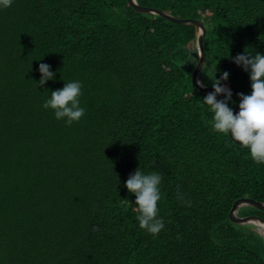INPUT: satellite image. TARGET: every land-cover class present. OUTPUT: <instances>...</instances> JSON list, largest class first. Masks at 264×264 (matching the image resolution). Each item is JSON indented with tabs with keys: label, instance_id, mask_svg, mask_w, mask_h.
Returning <instances> with one entry per match:
<instances>
[{
	"label": "trees",
	"instance_id": "16d2710c",
	"mask_svg": "<svg viewBox=\"0 0 264 264\" xmlns=\"http://www.w3.org/2000/svg\"><path fill=\"white\" fill-rule=\"evenodd\" d=\"M136 1L200 19L203 83L227 71L251 94L232 58L264 54V0ZM195 39L193 24L127 0L0 9V264H264L263 237L229 219L239 197L264 202V163L213 130L208 92L191 80ZM40 63L54 73L43 86ZM71 81L85 115L69 126L42 105ZM136 169L162 176L156 236L125 186ZM238 214L264 218L251 206Z\"/></svg>",
	"mask_w": 264,
	"mask_h": 264
},
{
	"label": "clouds",
	"instance_id": "9594fccd",
	"mask_svg": "<svg viewBox=\"0 0 264 264\" xmlns=\"http://www.w3.org/2000/svg\"><path fill=\"white\" fill-rule=\"evenodd\" d=\"M13 0H0V9L11 7ZM233 63L249 73L251 94L237 93L240 98L239 111L229 107L232 102V91L221 81H227L229 73L222 72L219 79L212 82L213 91L203 97V102L212 112V128L214 131L226 135L248 149L251 159L257 163H264V54L256 52L254 55L240 53L232 58ZM50 65L40 63L41 73L37 82L43 86L46 81L54 78ZM201 87L204 85L201 82ZM82 83L80 81L66 82L61 89L51 92L50 98L42 105L45 109H52L56 119H65L67 125L78 122L85 115V109L80 106ZM222 96V99H218ZM162 176L159 173L145 174L136 169L125 181L130 193L135 195L137 220L140 228L153 236L158 235L165 227L163 218L159 216L158 202L161 199L160 184ZM178 199L190 206V201H184L183 195ZM94 231L99 229L94 226Z\"/></svg>",
	"mask_w": 264,
	"mask_h": 264
},
{
	"label": "water",
	"instance_id": "95a60500",
	"mask_svg": "<svg viewBox=\"0 0 264 264\" xmlns=\"http://www.w3.org/2000/svg\"><path fill=\"white\" fill-rule=\"evenodd\" d=\"M127 2L130 6H132L138 12L162 15L165 18H167L171 21L177 22V23H191V24H193L194 30H195V35H196L195 47L197 49V60H196V63L194 65V68L192 70L191 80H192V83L197 88H199L201 91H203V92L213 91L212 84L208 85V84L203 83V81L199 77V74H200V72L204 66L205 59H206L205 50L203 48V38L205 35L206 28H205L203 22L200 19H195L192 17L176 16V15H173V14H171L165 10H162L160 8L141 5L136 0H127ZM198 81L201 82L204 86L201 87V84L197 83ZM221 84H226L227 87L230 88L232 93L235 95L237 93H241L233 85H231L228 81H221ZM239 102H240V98L238 97V101H237L235 107L233 108L234 114L239 111V107H238ZM229 137L231 138L230 134H229ZM236 143H238V142H236ZM243 206H251V207H254V208H257L260 210H264V202L250 198V197L243 196V197H239V198L235 199L233 201V203L231 204V207L229 210V219L232 222H235L238 224H243V225L253 226L254 229L264 239V235L257 228V226L264 228V218L259 216V215H254V214L239 215L238 211Z\"/></svg>",
	"mask_w": 264,
	"mask_h": 264
},
{
	"label": "bare ground",
	"instance_id": "6f19581e",
	"mask_svg": "<svg viewBox=\"0 0 264 264\" xmlns=\"http://www.w3.org/2000/svg\"><path fill=\"white\" fill-rule=\"evenodd\" d=\"M256 227V226H255ZM257 228L259 229V231L262 232V234L264 235V228L260 227V226H257Z\"/></svg>",
	"mask_w": 264,
	"mask_h": 264
},
{
	"label": "rangeland",
	"instance_id": "374dc122",
	"mask_svg": "<svg viewBox=\"0 0 264 264\" xmlns=\"http://www.w3.org/2000/svg\"><path fill=\"white\" fill-rule=\"evenodd\" d=\"M196 60H197V55H196ZM201 79V78H200Z\"/></svg>",
	"mask_w": 264,
	"mask_h": 264
}]
</instances>
